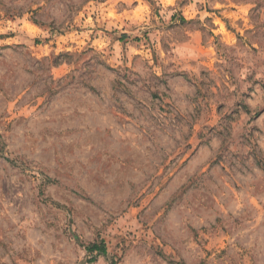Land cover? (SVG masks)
Returning <instances> with one entry per match:
<instances>
[{
  "label": "rangeland",
  "instance_id": "rangeland-1",
  "mask_svg": "<svg viewBox=\"0 0 264 264\" xmlns=\"http://www.w3.org/2000/svg\"><path fill=\"white\" fill-rule=\"evenodd\" d=\"M0 264H264V0H0Z\"/></svg>",
  "mask_w": 264,
  "mask_h": 264
},
{
  "label": "trees",
  "instance_id": "trees-1",
  "mask_svg": "<svg viewBox=\"0 0 264 264\" xmlns=\"http://www.w3.org/2000/svg\"><path fill=\"white\" fill-rule=\"evenodd\" d=\"M87 250L88 251H102V252H105L106 251V247L103 245V244H98V243H92V244H89L87 246Z\"/></svg>",
  "mask_w": 264,
  "mask_h": 264
}]
</instances>
